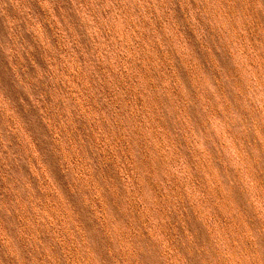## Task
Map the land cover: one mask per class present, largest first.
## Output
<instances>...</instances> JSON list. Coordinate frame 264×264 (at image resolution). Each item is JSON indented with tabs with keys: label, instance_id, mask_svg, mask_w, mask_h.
I'll return each mask as SVG.
<instances>
[{
	"label": "rangeland",
	"instance_id": "rangeland-1",
	"mask_svg": "<svg viewBox=\"0 0 264 264\" xmlns=\"http://www.w3.org/2000/svg\"><path fill=\"white\" fill-rule=\"evenodd\" d=\"M0 264H264V0H0Z\"/></svg>",
	"mask_w": 264,
	"mask_h": 264
}]
</instances>
